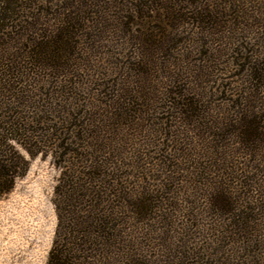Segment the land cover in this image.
<instances>
[{"label": "rangeland", "instance_id": "1", "mask_svg": "<svg viewBox=\"0 0 264 264\" xmlns=\"http://www.w3.org/2000/svg\"><path fill=\"white\" fill-rule=\"evenodd\" d=\"M112 1L80 11L87 26L65 69L27 72L19 95L4 101L25 111L71 105L84 112L78 122L118 124L124 157L160 204L136 228L147 264H179L184 249V264H240L243 244L219 241L232 215L216 212L210 195L227 182L244 204L254 196L264 239V0ZM174 2L178 18L168 11ZM138 3L146 18L133 21ZM248 121L262 127L261 143L242 144ZM15 147L28 167L0 197V264H47L61 172L55 151L32 157Z\"/></svg>", "mask_w": 264, "mask_h": 264}, {"label": "trees", "instance_id": "2", "mask_svg": "<svg viewBox=\"0 0 264 264\" xmlns=\"http://www.w3.org/2000/svg\"><path fill=\"white\" fill-rule=\"evenodd\" d=\"M92 4V0H0V197L27 171V160L15 144L32 157L55 151V164L61 172L54 199L58 224L47 264H147L136 228L156 219L153 215L161 211L160 204L154 203L155 191L137 181L132 159L124 157L121 136L112 133L118 124L107 125L102 119L94 124L78 122L84 112L75 113L71 105L61 110L34 103L25 111L4 101L5 95H19L17 83L27 72L66 68L87 26L80 11L90 12ZM145 5L138 3L139 11L133 10L129 19L145 20ZM175 5L179 4L167 7L178 18ZM81 6H86L85 11ZM203 12H196V16L202 18ZM246 126L242 144L261 143L262 127L255 121ZM37 131H42L41 137ZM40 144L44 146L37 148ZM226 183L218 182L210 195V206L216 212L232 215L230 229L219 241L243 244L240 264H262L259 253H263L264 242L257 234L254 196L244 204ZM180 254L179 264L189 262L186 249Z\"/></svg>", "mask_w": 264, "mask_h": 264}]
</instances>
